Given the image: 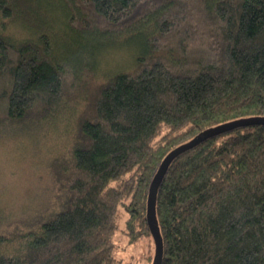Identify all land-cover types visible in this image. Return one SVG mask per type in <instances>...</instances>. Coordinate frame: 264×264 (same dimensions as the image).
<instances>
[{
	"label": "trees",
	"instance_id": "obj_1",
	"mask_svg": "<svg viewBox=\"0 0 264 264\" xmlns=\"http://www.w3.org/2000/svg\"><path fill=\"white\" fill-rule=\"evenodd\" d=\"M0 19V122L52 118L77 69L95 71L111 45L136 52L132 69L82 81L57 157L62 207L0 232V264H121L119 211L132 240L136 227L151 233L149 187L166 155L206 128L264 115V0H0ZM156 208L162 264H264V125L177 156Z\"/></svg>",
	"mask_w": 264,
	"mask_h": 264
},
{
	"label": "rangeland",
	"instance_id": "obj_2",
	"mask_svg": "<svg viewBox=\"0 0 264 264\" xmlns=\"http://www.w3.org/2000/svg\"><path fill=\"white\" fill-rule=\"evenodd\" d=\"M197 22L204 24L201 17ZM6 31L16 37L29 34L24 26L9 21ZM135 58L134 49L121 43L111 45L98 57L95 71L85 66L77 69L78 78L71 81L68 90L71 97L57 115L24 124L0 122V232L20 231L62 207L66 195L57 157L66 155L71 145L81 109V83L93 86L94 79L104 80L118 71L132 69ZM127 218V211L121 207L114 236L115 256L121 264H152L155 243L151 233L136 227L138 237L132 240Z\"/></svg>",
	"mask_w": 264,
	"mask_h": 264
},
{
	"label": "water",
	"instance_id": "obj_3",
	"mask_svg": "<svg viewBox=\"0 0 264 264\" xmlns=\"http://www.w3.org/2000/svg\"><path fill=\"white\" fill-rule=\"evenodd\" d=\"M251 125H264V115L235 119L232 121H228L219 125L206 128L191 140L175 147L162 160L161 164L159 165V168L157 169L150 183L148 199H147L146 219L155 243V253L152 264H162L164 257V239L157 216L156 206H157V196H158L159 187L173 160L183 152L195 147L196 145L200 144L201 142H204L205 140L215 135L233 130L238 127L251 126Z\"/></svg>",
	"mask_w": 264,
	"mask_h": 264
}]
</instances>
